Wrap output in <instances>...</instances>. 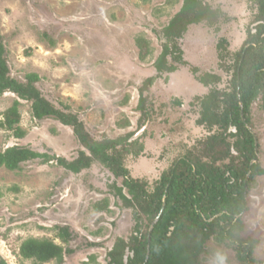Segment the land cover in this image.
<instances>
[{
  "label": "rangeland",
  "instance_id": "374dc122",
  "mask_svg": "<svg viewBox=\"0 0 264 264\" xmlns=\"http://www.w3.org/2000/svg\"><path fill=\"white\" fill-rule=\"evenodd\" d=\"M204 1L222 9L228 19L218 29L205 22L190 25L180 40L188 65L156 78L145 92L151 118L143 126L139 88L157 75L154 62L162 51V29L182 0H0V29L11 74L24 79L27 73H38L44 95L79 113L97 138L146 133L144 153L129 156L126 163L134 177L145 178L152 188L163 171L209 134L196 120L197 97L210 86L197 76L216 73L222 76L218 87L229 86L231 72L220 66L217 44L225 37L233 53L239 50L256 11L248 0ZM139 37L149 42L151 53L145 60L140 58ZM16 99L11 92L0 95V118ZM20 102L26 135L16 138L0 127V151L22 145L68 160L78 156L81 145L70 126L54 118L38 121L31 103ZM252 122L264 168L262 99L253 106ZM114 182L122 184V179L97 162L79 174L57 161L29 162L18 170L0 167V256L9 264H35L21 257L20 245L29 237H46L77 249L65 256L64 264H109L107 253L116 238L128 239L136 223L132 211L111 192ZM98 203L107 207L97 209ZM247 207L241 236L258 239L255 256L264 264V174L253 180ZM57 225H69L77 238L64 243L57 237ZM230 243L210 239L199 264H218L221 255L225 264H240Z\"/></svg>",
  "mask_w": 264,
  "mask_h": 264
},
{
  "label": "trees",
  "instance_id": "16d2710c",
  "mask_svg": "<svg viewBox=\"0 0 264 264\" xmlns=\"http://www.w3.org/2000/svg\"><path fill=\"white\" fill-rule=\"evenodd\" d=\"M248 1L256 11L239 50L233 53L225 37L217 44L219 64L231 72L229 86L218 87L222 76L216 73L197 76L204 86H210L207 94L197 97L199 117L196 120L209 134L163 171L152 188L145 178L134 177L126 163L129 156L139 157L144 153L146 133L137 137L134 131L115 138L95 137L79 113L69 105L58 106L44 95L38 86L41 80L38 73H27L24 79L11 74L0 29V95L11 92L17 96L3 112L0 127L11 131L16 138L25 137L19 109L20 100H25L31 103L35 119L54 118L70 126L81 145L73 160L30 146H8L0 151V167L18 170L29 162L57 161L68 171L79 174L97 162L116 179L121 178L122 184L114 182L111 192L123 208L132 211L136 223L128 239L116 238L107 253L109 264H199L205 245L212 238L218 242L229 239L240 264H258L255 256L258 239L241 236V232L251 184L256 176L264 174L255 138L249 129V126L254 127V104L259 99L264 101V0ZM227 19L222 9L204 0H182L180 10L162 29V51L154 62L157 75L147 78L139 88L140 126L151 118L145 109L148 99L145 92L156 78L188 65L180 40L190 25L205 22L218 29ZM137 45L140 58L145 60L151 53L149 42L139 37ZM229 59L232 62H228ZM95 207L104 209L107 204L98 203ZM56 229L57 237L66 244L77 238V232L69 225H57ZM126 249L130 252L127 263L124 260ZM19 250L22 258L31 259L35 264L51 260L64 264L65 256L77 249L51 238L29 237L23 240ZM0 264L9 263L0 256Z\"/></svg>",
  "mask_w": 264,
  "mask_h": 264
},
{
  "label": "water",
  "instance_id": "95a60500",
  "mask_svg": "<svg viewBox=\"0 0 264 264\" xmlns=\"http://www.w3.org/2000/svg\"><path fill=\"white\" fill-rule=\"evenodd\" d=\"M241 106H242V104H241ZM231 129L235 130L234 127H232ZM249 129L251 130V132H252L253 135H254V138H255V145H256V151L258 152V138H257V135H256L255 131H254L250 126H249ZM137 136H138V135H136V136H134V137H137ZM157 220H158V218H157ZM157 220H156V221H157ZM151 229H152V227H151ZM149 240H150V237H149ZM128 253H129V249H126V254H125V257H124V260H125L126 263L128 262V258H129ZM131 254L133 255V253H131Z\"/></svg>",
  "mask_w": 264,
  "mask_h": 264
},
{
  "label": "clouds",
  "instance_id": "9594fccd",
  "mask_svg": "<svg viewBox=\"0 0 264 264\" xmlns=\"http://www.w3.org/2000/svg\"><path fill=\"white\" fill-rule=\"evenodd\" d=\"M226 257L221 255L218 257V264H225Z\"/></svg>",
  "mask_w": 264,
  "mask_h": 264
}]
</instances>
